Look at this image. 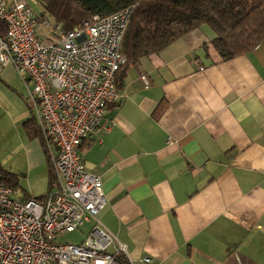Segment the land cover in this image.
<instances>
[{
    "label": "crops",
    "instance_id": "obj_1",
    "mask_svg": "<svg viewBox=\"0 0 264 264\" xmlns=\"http://www.w3.org/2000/svg\"><path fill=\"white\" fill-rule=\"evenodd\" d=\"M213 38L200 25L126 68L120 97L81 144L103 183L100 219L133 264H264V39L225 60ZM26 91L13 65L0 68L2 111L21 107L18 128L34 116ZM25 128L29 140L11 153L20 160L6 168L19 179L13 195L42 200L50 175L37 184L35 170L48 156L38 125Z\"/></svg>",
    "mask_w": 264,
    "mask_h": 264
},
{
    "label": "built area",
    "instance_id": "obj_2",
    "mask_svg": "<svg viewBox=\"0 0 264 264\" xmlns=\"http://www.w3.org/2000/svg\"><path fill=\"white\" fill-rule=\"evenodd\" d=\"M135 6L95 14L65 32L29 0H0V20L8 27L0 37V68L11 64L25 84L33 82V115L55 179L38 200L13 195L0 175V264H133L100 219L103 183L80 147L120 97L115 76L128 60L121 43ZM140 79L150 85L146 73ZM86 221L92 227L82 242L59 240ZM143 260L151 264L150 257Z\"/></svg>",
    "mask_w": 264,
    "mask_h": 264
},
{
    "label": "trees",
    "instance_id": "obj_3",
    "mask_svg": "<svg viewBox=\"0 0 264 264\" xmlns=\"http://www.w3.org/2000/svg\"><path fill=\"white\" fill-rule=\"evenodd\" d=\"M35 1L41 5L40 13L37 12L39 16L42 13L48 14L65 32L91 21L95 14L105 16L136 4L121 43V51L128 56V60L116 72L118 92L126 68L136 63L142 56L158 52L200 25H207L213 31V45L225 60L246 54L264 39V0ZM7 32V24L0 20V37L5 38ZM33 123L37 126L34 116L28 126H32ZM43 144L45 145L44 140ZM48 169L52 188L55 179L49 157ZM0 175L3 183L12 188L18 186L17 175L9 170H3L1 165Z\"/></svg>",
    "mask_w": 264,
    "mask_h": 264
},
{
    "label": "rangeland",
    "instance_id": "obj_4",
    "mask_svg": "<svg viewBox=\"0 0 264 264\" xmlns=\"http://www.w3.org/2000/svg\"><path fill=\"white\" fill-rule=\"evenodd\" d=\"M33 3V6L36 8L37 12L40 13L41 11V5L36 2L35 0H31ZM23 84L27 88L26 91V98H25V104L27 105V109H32V112H34L33 109V102L30 97V90L29 87L25 84V82L22 80ZM31 87V86H30ZM29 106V107H28ZM3 108L5 109L4 105L0 103V165L3 168V170L11 169V165L9 164V160L11 161V158H13L16 161L20 160V157H18V154L12 155V151L17 146H21L23 140L28 141L29 137L27 136V129L25 128V125L28 126V123L24 121L26 124L22 123L18 126L15 124L14 117L16 116V111H19L21 107H15V105H12L9 107L8 111L4 113ZM27 139V140H26ZM24 166H29L28 160L24 158ZM39 169V168H38ZM37 170V169H36ZM35 176V181L38 184L39 177L42 173H46L48 175L49 169L47 160L44 164V167L42 165V168H40V171L37 172ZM12 172V171H11ZM33 174H35L33 172ZM42 186L47 189L49 185V178H47L46 181L44 179H41ZM24 185L30 184L25 181ZM19 195L21 194V190L19 189ZM85 228V227H84ZM60 241H77V234L75 232H67L64 236L59 237Z\"/></svg>",
    "mask_w": 264,
    "mask_h": 264
}]
</instances>
